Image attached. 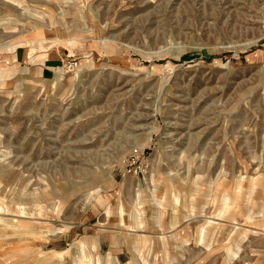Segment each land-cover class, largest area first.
<instances>
[{
	"label": "rangeland",
	"instance_id": "374dc122",
	"mask_svg": "<svg viewBox=\"0 0 264 264\" xmlns=\"http://www.w3.org/2000/svg\"><path fill=\"white\" fill-rule=\"evenodd\" d=\"M0 264H264V0H0Z\"/></svg>",
	"mask_w": 264,
	"mask_h": 264
},
{
	"label": "crops",
	"instance_id": "0c3cea01",
	"mask_svg": "<svg viewBox=\"0 0 264 264\" xmlns=\"http://www.w3.org/2000/svg\"><path fill=\"white\" fill-rule=\"evenodd\" d=\"M61 58L60 55L55 53L32 55L27 50L18 48L9 64L13 66V69L18 66L22 70L21 74H31L34 78L45 80L56 76Z\"/></svg>",
	"mask_w": 264,
	"mask_h": 264
},
{
	"label": "built area",
	"instance_id": "2783aa9c",
	"mask_svg": "<svg viewBox=\"0 0 264 264\" xmlns=\"http://www.w3.org/2000/svg\"><path fill=\"white\" fill-rule=\"evenodd\" d=\"M65 67H66V69H67L68 71H71V70H74V69H75V65H74L73 62H68L67 65H66Z\"/></svg>",
	"mask_w": 264,
	"mask_h": 264
}]
</instances>
